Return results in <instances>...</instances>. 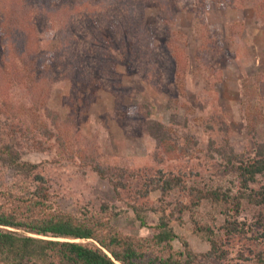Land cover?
Returning <instances> with one entry per match:
<instances>
[{"label": "rangeland", "instance_id": "rangeland-1", "mask_svg": "<svg viewBox=\"0 0 264 264\" xmlns=\"http://www.w3.org/2000/svg\"><path fill=\"white\" fill-rule=\"evenodd\" d=\"M79 1L72 3L76 5L70 9L74 12L70 22L83 61L89 64L77 65L80 79L55 77L52 86L40 90L37 103L45 115L43 108L49 107L54 130H68L61 137L45 139L43 149L36 145L34 128L26 135L8 134L3 128L2 140L18 147L22 160L40 164L64 211L99 212L107 203L102 218L132 235H149L148 225L165 211L178 237L173 241L176 249H183V239L194 251H206L209 245L194 230V221L220 222L212 203L202 200L191 212L179 206L189 204L187 191L175 188L161 195L155 189L142 196L139 190L143 184L151 186L149 177L158 175V170L181 175L187 185L201 186L217 169L210 145L215 148L228 139L235 149L251 150L254 141L264 143L263 0H107L105 5L87 0L93 13L84 4L77 5ZM120 21L132 29L130 37L125 32L118 41L121 37L108 34L117 30L110 29V22ZM139 21L148 38L139 33ZM49 35L56 36L54 30L47 31V43L61 42H51ZM102 62L107 65L100 73ZM14 88L0 86L5 111H0V119L16 111L13 122L30 128L34 119L19 107L29 104L27 91ZM151 121L164 125L162 140L150 134ZM87 160L124 170L127 183L120 195L91 164L85 165ZM3 180L17 188L28 179L5 169ZM131 204L155 208L146 211L148 225L138 223ZM250 213L247 208L241 215ZM247 242L251 249H264V241ZM241 243L234 244L231 256Z\"/></svg>", "mask_w": 264, "mask_h": 264}, {"label": "trees", "instance_id": "trees-1", "mask_svg": "<svg viewBox=\"0 0 264 264\" xmlns=\"http://www.w3.org/2000/svg\"><path fill=\"white\" fill-rule=\"evenodd\" d=\"M86 1H79L77 5L84 4L85 9L93 13ZM96 1L107 3V0ZM72 3L75 0L52 4L49 0H2L0 6V86L3 90H12L11 87L26 90L29 104L22 103L19 107L34 119L30 128L19 120L13 122L16 111L12 116L6 115L9 121L0 119V197L4 198L0 201V264H264V249H251L247 242L264 241V143L261 141H254L251 150L235 149L228 139L215 148L210 145L211 153L213 150L210 157L214 155L217 169L215 176L209 177L201 186L187 185L181 175L161 170L158 175L149 177L151 186H141L139 193L142 196L155 189L161 195L175 188L187 191L189 204L180 202L179 206L191 212L202 200L214 205L222 217L220 222L217 219L213 223L193 220L194 230L209 245L206 251L197 252L183 239V249L173 246L178 237L165 211L152 226L148 225L146 211H154L152 206L130 205L138 223L151 228L149 235L123 233L103 219L100 213L109 209L107 203L101 205L99 212L83 210L72 214L64 211L50 192L40 164L22 160L20 149L12 142L2 140L3 128L14 135H26L34 128L36 145L43 149L45 139L61 137L68 130H54L51 124L55 121L47 116L51 113L49 107L43 108L47 111L45 115L37 103L40 90L52 86L55 77L60 81H74L73 78L78 76L75 73L77 65L89 64L87 60L83 61L79 40L71 27L72 5H76ZM261 3L264 4V0ZM65 14L67 17L63 18ZM50 19L53 22L47 25L46 20ZM117 24L121 27L110 22V29L117 30L113 29L109 37H121L118 40L121 41L125 32L128 33L126 37H130L132 27L122 21ZM95 26L94 21L93 28ZM136 26L141 36L148 38L140 21ZM50 30L56 34L54 37L49 35L50 41H61L57 45L47 43L44 38ZM84 56L88 58V54ZM106 65V62L100 63V73ZM12 111L14 108H10V113ZM246 113L244 115L248 117L250 112ZM69 119L68 116L67 121ZM149 125L150 134L162 140L160 133L164 125L158 121H151ZM90 164L120 195V189L127 183L123 180L124 170L92 160L85 162L86 166ZM5 169L28 179L26 184L17 185V188L6 184L3 180ZM247 208L250 215L242 216V211ZM238 242H242L241 247L235 256H231L232 247Z\"/></svg>", "mask_w": 264, "mask_h": 264}]
</instances>
